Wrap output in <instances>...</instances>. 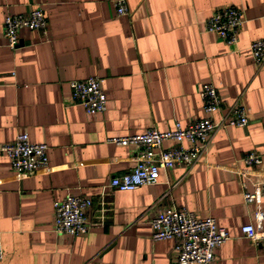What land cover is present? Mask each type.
I'll return each mask as SVG.
<instances>
[{
    "label": "crops",
    "instance_id": "1",
    "mask_svg": "<svg viewBox=\"0 0 264 264\" xmlns=\"http://www.w3.org/2000/svg\"><path fill=\"white\" fill-rule=\"evenodd\" d=\"M0 0V146L27 132L48 147V166L21 179L0 155V264H171L174 240H151L157 212L186 209L211 217L229 239L212 264H264V249L242 232L255 224L264 197L247 203L264 182V65L249 45L264 39V0ZM224 7L241 11L236 44L206 32L204 23ZM42 9L47 33L22 29L15 50L3 21ZM98 77L107 98L103 113L75 104L70 81ZM210 83L221 98L218 121L232 105L248 123L214 133L191 169L159 171L158 183L133 191L108 187L136 165L132 146L111 139L169 131L204 117L199 90ZM164 143L163 147H170ZM186 147L187 143L184 144ZM255 153L261 165H245ZM67 196L93 201L97 226L83 236L59 235L53 203Z\"/></svg>",
    "mask_w": 264,
    "mask_h": 264
},
{
    "label": "built area",
    "instance_id": "2",
    "mask_svg": "<svg viewBox=\"0 0 264 264\" xmlns=\"http://www.w3.org/2000/svg\"><path fill=\"white\" fill-rule=\"evenodd\" d=\"M117 16L128 15L126 0H113ZM243 23L242 13L233 7H224L213 13L204 23V30L217 35L228 45L236 44L238 31ZM29 29L43 35L47 33V20L42 9H34L25 15H7L3 21L4 37L7 46L15 50L19 45V31ZM252 59L261 67L264 65V39L249 45ZM72 98L88 115L103 113L107 98L98 77L89 76L84 80L70 81ZM204 117L187 126L179 122L169 131L148 129L144 133L114 138L111 141L120 146H132L136 151V165L128 173L110 179L108 187L118 191H133L142 186L158 183L159 171L170 170L176 166L191 169L206 152L211 137L225 127H245L248 120L238 105L230 106L225 115L213 121L212 115L221 109L222 101L217 89L210 83L203 84L199 90ZM171 143L164 148V143ZM187 143L186 147L184 144ZM48 147L44 143H32L27 132L18 133L15 139L0 146V155L10 161L12 170L18 178L24 179L48 166ZM245 165H261L263 159L255 153H247L242 158ZM247 203L257 202L264 197V182L257 185L255 192L244 193ZM93 207L90 198L67 196L53 203V228L59 235L83 236L90 229L104 226L101 218L94 222L88 218ZM151 240H174L176 258L171 264H212L215 250L228 239L227 231L219 227L211 217L199 218L186 209L159 211L150 221ZM247 239L261 244L264 249V211L257 209L255 224L242 228ZM4 257L0 243V261Z\"/></svg>",
    "mask_w": 264,
    "mask_h": 264
}]
</instances>
